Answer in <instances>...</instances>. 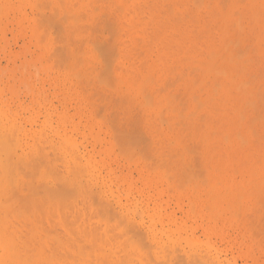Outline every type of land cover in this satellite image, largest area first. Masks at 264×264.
<instances>
[{
    "label": "rangeland",
    "instance_id": "374dc122",
    "mask_svg": "<svg viewBox=\"0 0 264 264\" xmlns=\"http://www.w3.org/2000/svg\"><path fill=\"white\" fill-rule=\"evenodd\" d=\"M0 128L9 137L11 128L17 132V137L11 133L17 147L0 134V142L13 147L3 145L0 157L8 152L12 163L0 167L31 161L32 174L39 170L44 176L43 188L37 177L27 182L40 191L30 189L33 193L19 181L24 177L25 184L32 176L27 167L18 168L26 177L16 168L11 181L6 177L11 193L20 183L17 196L32 210L22 222H30L33 245H26L29 225L21 227V219L16 220L14 231L12 223L13 234H23L20 253L25 246L35 251L39 244L43 250L50 238L42 231L48 228L56 235L61 230L60 239L68 234L66 224L93 211L91 220L86 219L90 214L80 216L88 220L87 227L92 221V230L104 232V238L115 241L123 235V241L131 235L130 241L110 244L113 239L105 242L101 234L107 244H97L106 252L97 246L98 252L88 251L92 260L97 258L94 262L90 254L82 255L86 249L79 247L93 239L80 235L86 224L78 225L82 243L78 237L72 238V248L62 245L73 233L60 243L71 248L66 249L70 254L76 255L73 244L77 254L83 252L76 259L86 256V262L77 259L76 264H104V253L113 262L126 251L120 245L128 247L135 240L137 248H131L151 264H264V0H0ZM41 146L44 153L39 155ZM43 154L51 164L42 161ZM19 157L22 163L16 161ZM42 164H53L58 171L49 169L56 180L52 170L46 172L51 177L43 174ZM76 166L86 168L79 179L73 176ZM0 183L1 190L7 187L4 179ZM45 205L50 213L53 207L54 214L60 212L52 214L64 218L66 231L58 227L61 219L55 229V219L51 223L47 215L49 223L42 212ZM36 212L35 221L45 217L44 222L37 219L38 227L31 217ZM99 218L104 220L98 229ZM128 219L136 226L128 225L133 235L125 232ZM122 225L126 235L120 232ZM51 239L57 244L58 239ZM59 242L44 250L60 251ZM112 248L121 250L119 255ZM60 252L55 263L64 264L70 254L62 263L65 252ZM127 256L106 264H127ZM131 257V263L140 261ZM73 259L67 263L75 264Z\"/></svg>",
    "mask_w": 264,
    "mask_h": 264
},
{
    "label": "bare ground",
    "instance_id": "6f19581e",
    "mask_svg": "<svg viewBox=\"0 0 264 264\" xmlns=\"http://www.w3.org/2000/svg\"><path fill=\"white\" fill-rule=\"evenodd\" d=\"M71 11H72V10H71ZM72 14H74V13H72ZM72 14H70V15H72ZM72 16H73V15H72ZM218 69H219V71H220V68H218ZM6 125H7V124H6ZM2 127H3V126H2ZM8 127H9V126H8ZM5 128L9 130V128H7V127H5ZM5 128H4V129H5ZM0 129H1V128H0ZM13 129L15 130L14 126H13ZM1 130H2V129H1ZM8 130H6V131H8ZM9 131H10V130H9ZM1 132H2V131H0V134H1ZM12 132H13V130H12V128H11V133H12ZM14 132H15V131H14ZM14 132L12 133L13 135L15 134ZM11 133H10V135H11V136H10L11 138H10L9 135L7 136L8 133L5 134V133H4V130H3V132H2L3 138H4V137H8V139L10 138L9 140L12 139V141H9V142H10V143L13 142V144L15 145V147H17V138H14V137H17V136H16L17 132H16V134L14 135V137H13V135H12ZM4 134H5L6 136H5ZM2 135H0V137H1L0 139H1V140H2ZM13 138H14V140H13ZM5 139H6V138H5ZM8 139H6L5 142H8V141H7ZM37 139H38V138H37ZM43 139H44V138H43ZM15 140H16V142H15ZM39 140H40V139H39ZM40 141L43 142V140H40ZM44 141H45V140H44ZM9 142H8L7 144H6V143L3 144V143H4L3 141H2V143L0 142V150H5V149L3 148V145H5L6 148H7V146H8V147H10V148L12 149V148H13L12 146H14V145L11 143L12 146H10ZM42 142H41V143H42ZM37 143H40V142L38 141ZM43 143H44V142H43ZM43 143H42V144H43ZM1 144H2V147H1ZM34 145H35V143H34ZM34 145H33V146H34ZM5 146H4V147H5ZM37 146H38V144H37ZM39 146H40V144H39ZM43 147H45V146H41V148H38V149H39V150H38V153H39V152H40V153H41V152L44 153V152L42 151V150H43V149H42ZM35 148H37V147H35ZM7 149H8V148H7ZM7 149H6V151H8ZM175 149H176V148H175ZM9 150H10V149H9ZM31 150H32V149H31ZM31 150H30V151H31ZM40 150H41V151H40ZM178 150H179V149H178ZM17 151H18V150H17ZM46 151H47V150H46ZM189 151H190V150H189ZM4 152H5V151H4ZM15 152H16V151H15ZM191 152H192V151H191ZM0 153H2V152L0 151ZM16 153H17V152H16ZM16 153H15V154H16ZM38 153H37V154H38ZM40 153H39V155H40ZM4 154H6V155H4ZM8 154H9L8 152H7V153H3V155H4L3 157L5 158V156H6V159H5L6 161H5V160H2V159H4V158H1V157H0V164L4 162V163H3V164H4L3 166L6 165L5 163H7V164L12 163L11 161H9V160H11V159H10L11 156H10V158H9V160H8L9 162L7 161V155H8ZM17 154H18V153H17ZM17 154H16V156H17ZM30 154H31V153H30ZM30 154H29V155H30ZM13 155H14V154H13ZM18 155H19V154H18ZM46 155H47V157H51V156H48V155H49L48 153H47ZM1 156H2V155H1ZM8 156H9V155H8ZM14 156H15V155H14ZM21 156H22V155H21ZM25 156H26V155H25ZM42 156H45V154H43ZM70 156H72V155H70ZM22 157H23V156H22ZM27 157H28V156H27ZM38 157H39V156H38ZM40 157H41V156H40ZM45 157H46V156H45ZM47 157H46L45 160L42 159V161H45V162L48 163L49 161H47V160H49V158H47ZM187 157H188V156H187ZM189 157H190V156H189ZM12 158H15V157L12 156ZM17 158H18V156H17ZM17 158H16V159H17ZM28 158H29V157H28ZM30 158H31V157H30ZM35 158H36V156H35ZM181 158H182V157H181ZM16 159H14V160H16ZM22 159L24 160V158H22ZM186 159H187V158H186ZM23 160H22V161H23ZM36 160H37V159H36ZM51 160H52V159H51ZM51 160H50V161H51ZM73 160H74V159H73ZM73 160H72V161H73ZM16 161L19 162V163H22L20 157H19V160L17 159ZM55 161H56V160H55ZM14 162H15V161H13V163H14ZM24 162L26 163V160H24ZM24 162H23V163H24ZM51 162H52V161H51ZM51 162H49L48 164H51ZM75 162L78 163V160L75 161ZM185 162H186V161H185ZM185 162H184V163H185ZM15 163H16V162H15ZM23 163H22V164H23ZM70 163H71V162H70ZM180 163H181V162H180ZM17 164H18V163H17ZM17 164H16V165H15V164H12V165H11V169H10L9 166L7 165V168H5V169H7L6 172H9V171L11 172L12 169H13L12 171H14V168H16V170H18L17 172H18L19 174L22 175V174H23V171H21V170L18 169L22 164L19 165V166H18ZM36 164H37V163H36ZM39 164H40V163H39ZM74 164H75V163H74ZM74 164H72V165H74ZM30 165H31V161H30V164L28 163V166L24 165L25 167H27V170H30L29 173H28L29 175H28V174H27V175H28V176H31V175H32V176H31L32 179H31V177H29L30 179L28 178L29 180L26 178V179L28 180V181H26V183H27V182H29V183H30V182L33 183L32 181H35V180H34L35 178L33 179V177H37V178H39V180H40V177H42V178L44 177V176H41L42 174L40 173L41 171L39 172V170L35 171V172H36L35 174H32V173H34V170H33V168H31L32 165H31V166H30ZM42 165H43V164H42ZM46 165H47V164H46ZM46 165H43V167H44V166L46 167ZM72 165H70V167H71ZM75 165H76V164H75ZM0 166H2V165H0ZM14 166H18V167H14ZM24 166L22 165V170H25V169H26V168H24ZM29 166H30V167H29ZM36 166H37V165H36ZM54 166H55V165H54ZM79 166H80V165H79ZM79 166H76L75 170H74V168H73V169L71 168V170H69L70 173H71V174H70L71 176L68 175V176H70V178L68 177L69 179H72V178H73V177H72L73 173L71 172V171H73V170L76 172L75 174H77V175H75V174L73 175L74 178H77L78 176L83 175V174H81V173H84V174H85L84 169H86V168H83V166H81V167H79ZM186 166H187V164H186ZM5 167H6V166H5ZM28 167H29V168H28ZM40 167H41V166H40ZM40 167H39V168H40ZM49 167L54 168V170H56L55 167H53V164H52V165H49ZM49 167L44 168V169H45V170H44L45 172L42 171L43 174L47 175L46 172H48V170H50ZM70 167H69V168H70ZM72 167H73V166H72ZM3 168H4V167H3ZM3 168L0 167V182H1L2 179H4V181H6V183H7V184H5V185L7 186V185L9 184V181H11V179H10L11 176L9 177V175H12V176H13V173H14V172H13V173L11 172V174L8 173V174L6 175V173H5V169H3ZM8 168H9V169H8ZM23 168H24V169H23ZM37 168H38V167H37ZM57 168H58V167H57ZM77 168H78V171L76 170ZM80 168H82V169H80ZM20 169H21V168H20ZM40 169H41V168H40ZM2 170H3V171H2ZM31 170H32V171H31ZM51 170H52V173H51ZM51 170H50L49 173H51L52 177L50 176L49 173H48L49 176H48V175H47V176L53 178V180H54V179L56 180V178H57L58 176H53V175L55 174V172L53 173V169H51ZM80 170H81V171L83 170V171L80 172ZM20 171H21V173H20ZM56 171H58V170H56ZM3 172H4L5 174H4ZM27 172H28V171H27ZM59 172H60V171H59ZM77 172H78V173L80 172V173L78 174ZM18 173H17V174H18ZM38 173H39V174H38ZM3 174H4L5 176H4ZM40 174H41V175H40ZM33 175H34V176H33ZM39 175H40V176H39ZM55 175H56V174H55ZM59 175H60V173H59ZM7 176H8V177H7ZM14 176H15V175H14ZM23 176H25V173L23 174ZM38 176H39V177H38ZM66 176H67V173H66ZM3 177H4V178H3ZM6 177L9 179V181H8V179L6 180ZM17 177H18V176H17ZM25 177H26V176H25ZM55 177H56V178H55ZM22 178H24V177H22ZM22 178L19 179V181L21 180V184H22L23 186L28 185L27 187L25 186V188H27V190L30 191V193L32 192V191H31L32 189H35V190L37 189V187L34 188V185H33V184H32V185L30 184L31 187L33 186V188H31V187L29 188V183H27V184L25 183V184H24V183L22 182ZM69 179H67V181H68ZM78 179H79V177H78ZM82 179H83V177H82ZM12 180L15 181V180H17V179H12ZM30 180H31V181H30ZM39 180H38V182H39L40 184L38 183L39 185H37V186L43 188V186H41V180H40V181H39ZM23 181H24V180H23ZM43 181H44V180H42V184H43V183L45 184V182H43ZM72 181L74 182V179H72ZM76 181H79V180H76ZM76 181H75V183H78V182H76ZM80 181H81V180H80ZM83 181H84V180H83ZM24 182H25V181H24ZM70 182H71V181H69L68 183H70ZM46 183H47V182H46ZM54 183H55V182H54ZM80 183H81V182H80ZM82 183H83V182H82ZM82 183H81V184H82ZM1 184H2V183H0V186H1ZM81 184H80V187H82L84 184L86 185L87 183H86V182L83 183L82 186H81ZM9 185H10V184H9ZM9 185H8V186H9ZM15 185H17V184H15ZM52 185H53V184H52ZM85 185H84L83 187H85ZM8 186H7V187H8ZM18 186H19V187H18ZM18 186H16V188L18 187V189H16V191H15L14 188H13L14 190L11 189V191H14V193L16 194V196H14L15 194H14L13 192H12V193L10 192L9 189H10L11 187H10V188L8 187V190H9V191L5 190L7 187H4L5 189H3V190L0 189V264H57V263H55V262H56L55 259H57V258H59V257H55V256H59V255H58V254H59L58 252H60L61 250H64V252H65L67 248H66V249H65V248L63 249V246H64V245H65V246H68V245L71 243V241H72L73 239H75V238H76L75 240H77V239L80 238L79 241H81V243H82V240H81V239H82V238H81L82 236L84 237V239L87 238V240H88V239H93V242H94L95 244H97V243H99V242H103V239H104V240H107V241H105V242H109V241L112 242V241H114L113 237H110V236H107L108 239L104 238V235H103L104 232H103V233L101 232V234L103 235V237H102V235L99 234L100 232L97 233L98 231H97V232L95 231V230H96L95 228H94L95 230H92V229H93V225H92L93 222H92V221H91V225H92V226L89 224L90 227H89V226H88L89 228L87 227V221H88V220L86 221V219H90V218L93 219V218L95 217V216H94L95 214L93 213V211H90V213H89L90 215L88 214V212H86L87 215L84 213V214L86 215V217L89 215V216H88L89 218H86L85 220L82 219V218L80 217V216L82 215V214H80L79 217H80L82 220L79 221L80 218L78 217V219H77L78 221L75 222L77 225L75 226V225H74L75 223H73V225H74L75 227H74L73 225H71L72 222H71V223H68V222H67L68 224H66V221H62L64 218L62 217L63 219H61V217H59V220L61 219V220H60V221H61V222H60V223H61V226H60V224H59V220H58V216H54V215H59V216H60V212H59V211L57 212V211L55 210V211H56L55 213H59V214H54V209H53L54 207H53V208H51L53 212L50 213V212H49V209H48L47 206L45 205V208L43 209L44 211H42V212H44V213H43L44 216H46V217L51 216V217H52V222H51V223H53V219H55V220H54L55 229H56V227H57L56 224H55V221H56L57 225L59 224L58 227H61V228L63 227V225H64L65 227H66V225H68V226H69V225L72 226V228H71L70 226H69V227H66V230H68V234L73 233L72 236H71V234H70L71 240L69 239L70 237L68 236V234L65 235L64 232H63V233H64V236L69 237V238L65 237V238L69 239V240H68L69 242L66 241V244L63 243L64 240H62V239H65L64 236L61 237L62 239H61V238H60V239L57 238V236H59V235L62 233L61 230L58 229V228H57V230H60V234H59V232H58V233H55L56 235H54V234L51 235L53 231L48 230V228H46L45 231H42V230L40 229L39 231H42V234H43V233L46 234L47 232H49L48 236H47V234L45 235L46 237L50 238L49 240L47 239V240H48V244H51V245H49V247H50V246H51V247L53 246V248L55 249V248H56V245L58 246V241L61 240V242H59V247H57V248H60V249H58V250H60V251H57V249L54 250L53 248H51V249H48V250H47V251H49V253H47V252L44 250V249L48 246L47 241H46L45 243H46L47 246H45V248L43 249L44 251L40 249L41 246H40V244H39V245H38L39 248H37V249L34 248V247L32 246L34 249H36L35 251H34L33 249H31L30 246H28V247L25 246V248L28 250V251L26 250L28 253L25 251L24 247H22V249L24 250V253H20L21 250H20V252H19V246H20V245L18 246V242L21 241V240H20V239H21L20 236H22L23 234L20 235V234H18V233H23V232H21V231H22V230H21L20 232L17 233L19 236H18V235H16V236L19 237V239L13 234V232L15 231L14 228L16 229L15 226L18 224V223L16 222V220L18 221V220L21 219L20 221L22 222V218H23V217H27V216H25L26 214L30 216V210H31V209H30V207H29L30 205H29V206H25V205H23L22 202H23L25 199H24V200H23V199L21 200L20 195L17 196V191L20 190V189H22V188H20V183H18ZM23 186H22V187H23ZM254 186H255V185H254ZM44 187H45V186H44ZM48 187L51 188L50 186H48ZM76 187H77V186H76ZM19 188H20V189H19ZM41 188H40V189H41ZM45 188H47V187H45ZM45 188H44V189H45ZM74 188H75V187H74ZM77 188H78V187H77ZM30 189H31V190H30ZM53 189H54V188H53ZM35 190H34V191H35ZM38 190H39V189H37L36 191H37V192H40V191H38ZM49 190H50V189H48V192H49ZM54 190H55V189H54ZM77 190H78V189H77ZM88 190H89V189H88ZM253 190H254V189H253ZM36 191H35V192H36ZM50 191H51V190H50ZM73 191H74V190H73ZM79 191L82 193L81 190H79ZM79 191H77V192L79 193ZM42 192H43V191L41 190V194H40V195H42ZM44 192H45V196H46V195H47L46 193H48V192H46V190H45ZM53 192H54V191H53ZM75 192H76V191H75ZM10 193H11L12 195H11ZM30 193H29V194H30ZM32 193H33V192H32ZM51 193H52V192H51ZM83 193H84V192H83ZM87 193H89V191H88ZM13 194H14V195H13ZM35 194H36V193H35ZM35 194H34V195H35ZM37 194H38V193H37ZM79 194H80V193H79ZM85 194H86V192H85ZM31 195H32V194H31ZM34 195H32L31 197H33ZM38 195H39V194H38ZM38 195H37V196H38ZM75 195H76V194H75ZM11 196H12V197L14 196V197H13L14 199H15V197H16V199L14 200V199L12 198V199H13V200H12V199H11ZM78 196H79V195H78ZM19 197H20V198H19ZM27 197H28V195H27ZM43 197H44V195H43ZM28 198H29V197H28ZM34 198H35V197H34ZM36 198H37V197H36ZM52 198H53V197H52ZM83 198H85V196H84ZM18 199H20L19 202H17ZM38 199H39L38 201L41 200L40 198H38ZM48 199H49V198H48ZM232 199H233V198H232ZM16 200H17V201H16ZM31 200H32V198H31ZM33 200H34V199H33ZM36 200H37V199H36ZM51 200H52V199H51ZM56 200H57V199H55V201H56ZM233 200H235V199H233ZM20 201H21V202H20ZM25 201H26V200H25ZM53 201H54V200H53ZM27 202H28V201H27ZM50 202H51V201H50ZM69 202H70V201H69ZM74 202H75V201H74ZM74 202H73V203H74ZM84 202H85V201H84ZM232 202H233V201H232ZM232 202H230V203H232ZM234 202H235V201H234ZM25 203H26V202H25ZM29 203H31V202H29ZM29 203H28V204H29ZM32 203H33V202H32ZM32 203H31V204H32ZM71 203H72V202H71ZM88 203H89V202H88ZM36 204H41V203H36ZM50 204H53V203H50ZM57 204H59V203H57ZM33 205H34V204H33ZM59 205H60V204H59ZM70 205H71V204H70ZM77 205H78V204H77ZM88 205H89V207H90V204H88ZM52 206H53V205H52ZM60 206H61V205H60ZM84 206H85V205H84ZM86 206H87V205H86ZM102 206H103V205H102ZM28 207H29V208H28ZM32 207H33V206H32ZM37 207L39 208V206H37ZM41 207H42V206H41ZM43 207H44V204H43ZM49 207H50V206H49ZM56 207H57V209H58V206H57V205H56ZM61 207H62V206H61ZM67 207H68V206H67ZM76 207H77V206H76ZM93 207H94V206H93ZM99 207H100V206H99ZM63 208H64V207H63ZM69 208H70V207H69ZM78 208H79V207H78ZM82 208H85V209H86V207H82ZM100 208L103 209V207H100ZM35 209H36V208H35ZM35 209H34V210H35ZM47 209H48V211H47ZM51 209H50V211H51ZM61 209H62V208H61ZM67 209H68V208H67ZM67 209L64 208V210H67ZM94 209H95V208H94ZM102 209H101V210H102ZM34 210H33V212H34ZM37 210H38V209H37ZM41 210H42V209H41ZM45 210H46V211H45ZM71 210H72V209H71ZM91 210H93V209H92V206H91ZM103 210H104V209H103ZM103 210H102V212H103ZM105 210H106V209H105ZM31 211H32V210H31ZM78 211H80V210H78ZM85 211H86V210H83V212H85ZM27 212H29V213H27ZM37 212H39V211H37ZM37 212H36V213H33L32 216H31L32 218H34V221H35V218H36V217H33V215L35 214L34 216H36V215H37ZM45 212H46V213H45ZM47 212H48V213H47ZM83 212H82V213H83ZM104 212H105V211H104ZM49 213H50V215H49ZM52 213H53L54 215H53ZM65 213H67V212H65ZM71 213H72V212H71ZM78 213H81V211L78 212ZM91 213L94 214V215H93L94 217H90V216H92ZM51 214H52V215H51ZM84 214H83V215H84ZM96 214H97V213H96ZM108 214H109V213H108ZM39 215H40V213L38 214L37 217H39ZM47 215H48V216H47ZM64 215H65V214H64ZM83 215H82V216H83ZM98 215H99V214H98ZM101 215H102V214H101ZM101 215H100V216H101ZM105 215H106V212H105ZM105 215H104V217H105ZM40 217H41V215H40ZM42 217H43V216H42ZM51 217H48V219H47V220H49V223H50V221H51V220H50ZM53 217H54V218H53ZM66 217H67V216H66ZM69 217H70V216H69ZM72 217H73V216H72ZM84 217H85V216H84ZM44 218H45V217L42 218L43 221H42V220H39V218H37V219L39 220L38 222H40V221L44 222ZM56 218H57V219H56ZM76 218H77V217H76ZM106 218H107V216H106ZM118 218H119V217H118ZM37 219H36L35 223L37 222ZM23 220H24V219H23ZM25 220H27V218H26ZM45 220H46V219H45ZM72 220L74 221L73 218H72ZM90 220H91V219H90ZM90 220H89V221H90ZM98 220L100 221V224L97 223L98 226H96V227H98V229H99V225L102 224L101 221L104 220V219L102 218V220H100V218H99ZM121 220H122V219H121ZM28 221H29V220H28ZM28 221H27L26 223H25V222H24V223L22 222V224H20L19 226H21V227H23L24 225L26 226L27 223H30V222H28ZM83 221H84V222H83ZM99 221H98V222H99ZM116 221H117V220H116ZM126 221H128V223L131 222L130 224H126V222H124L125 225H126V227H127L128 225H130V226L132 225V227H136V226L134 225V223L132 224V221H131V220L129 221V219H128V220H126ZM15 222H16V225H15ZM42 222H41V224H44V223H42ZM63 222H64V224H63ZM69 222H70V221H69ZM79 222H81V223L83 222V223H82V224H81V223L79 224ZM102 222H103V221H102ZM12 223H14V226L12 225ZM46 223H47V222H46ZM94 223H95V221H94ZM105 223H106V222H105ZM37 224H38V223L35 224L36 226L33 225V224H32V225L35 226V227H38V225L40 226V223H39L38 225H37ZM65 224H66V225H65ZM83 224H86V225L84 226ZM110 224H111V223H107V224H105V226L107 225V227H108V226H110ZM112 224H113V223H112ZM27 225H29V224H27ZM44 225H45V224H44ZM47 225H49V224H47ZM52 225H53V224H52ZM52 225L50 224V226H52ZM78 225H81L80 228H81L82 226H84V227H82V230H83L84 232H83L80 228H78V227H79ZM114 225H115V223H114ZM116 225H117V224H116ZM120 225H121V224H120ZM12 226H13V230H14V231H12V229H11ZM111 226H113V225H111ZM26 227H27L28 230H30V231H28L27 233L30 234V233L32 232V229H31V228H30V229L28 228V227H30V225H29V226H26ZM35 227H34V228H35ZM85 227H86V228H85ZM94 227H95V225H94ZM100 227H101V226H100ZM107 227H106V228H107ZM113 227H114V226H113ZM19 228H20V227H19ZM39 228H40V227H39ZM41 228H43V226H41ZM63 228H64V227H63ZM63 228H62V229H63ZM69 228H70V230L72 229L71 231H73V232H71V231L69 232ZM77 228L83 232V234H81L82 232L79 231V232H80V235H82V236H80V235L77 236V234H79ZM83 228H84V229H83ZM87 228L90 229L91 231L96 232V234L94 233L95 235H91V234H93V233H91V231L88 232V229H87ZM116 228H117V227H116ZM128 228H129V226L125 229V232H126V234L129 235V233H130L131 231H130ZM21 229H22V228H21ZM44 229H45V228H44ZM49 229H51V227H49ZM73 229H75V231L77 230V231H76L77 233H76V232L74 233V230H73ZM85 229H87V230H85ZM131 229L133 230V228H131ZM136 229L138 230V228H136ZM37 230H38V228H37ZM37 230H35V231H37ZM57 230H56V231H57ZM64 230H65V228L63 229V231H64ZM66 230H65V231H66ZM104 230H105V229H104ZM110 230H111V229H110ZM114 230H116V229L114 228ZM122 230H123V225H122V229L120 230V232H121ZM39 231H37V232L40 233ZM54 231H55V230H54ZM85 231H86V232H85ZM106 231H107V230H106ZM116 231H117V230H116ZM128 231H129V233H127ZM16 232H17V231H16ZM87 232H88V233H87ZM108 232H109V231H108ZM120 232L118 233L119 236L121 235ZM122 232H123V231H122ZM122 232H121V233H122ZM125 232H123L124 235H126ZM14 233H15V232H14ZM35 233H36V232H34V235H35ZM85 233H87L86 236L88 235V237L85 236ZM111 233H112V232H111ZM113 233H114V232H113ZM123 233H122V234H123ZM139 233H140V232H139ZM42 234H41V235H42ZM57 234H59V235H57ZM74 234H75L76 236H75ZM89 234H90L91 236H90ZM115 234H117V233L115 232ZM130 234H132V232H131ZM32 235H33V234H32ZM32 235H31V234H30L29 236L26 235V237H27V236L29 237V240H28V238H26V239L28 240L27 242H29V243H26V241H24L23 239H22V242H21V243H22V244L26 243V245H28V244L31 245L32 242L34 241V239H33V241L31 240L33 237H30V236H32ZM38 235H39V234H38ZM38 235H37V236H38ZM50 235H51L52 237H50ZM96 235H97L98 237H97ZM99 235H100V236H99ZM105 235H106V234H105ZM132 235H133V234H132ZM141 235H142V234H141ZM54 236H55V237H54ZM61 236H62V234H61ZM89 236H90V237H93V238H89ZM94 236H95V237H94ZM121 236H123V235H121ZM121 236H120V239H121ZM129 236H131V235H129ZM129 236H128L127 239L124 238L123 241L120 240V239H117V240H120V241L116 242L117 240H115V241H114L115 243L112 242V243H110V244H116V243H119V242H121V244H123V243H126V242H127L126 244L128 245V241H130V240H128V239H129ZM134 236H135V234H134ZM24 237H25V236H24ZM46 237H45V239H46ZM78 237H79V238H78ZM101 237H102L103 239H102ZM109 237L112 238L113 240L111 239V240H112V241H111ZM124 237H126V236H124ZM141 237H142V236H141ZM35 238H36V235H35ZM51 238H54V240H53L54 243H56L55 240L58 239L57 244H53V242L51 241V240H52ZM55 238H56V239H55ZM72 238H73V239H72ZM97 238H98L100 241H99V240H96ZM100 238H101V239H100ZM133 238H134V237H133ZM45 239H44V241H45ZM67 239H66V240H67ZM94 239H95V240H94ZM125 239H126V242H125ZM130 239H131V237H130ZM142 239H143V238H142ZM19 240H20V241H19ZM30 240H31V241H30ZM101 240H102V241H101ZM134 240H135V238L133 239V241H134ZM140 240H141V239H140ZM23 241H24V243H23ZM37 241H38V240H36V242H37ZM49 241H50L51 243H50ZM79 241H77V242L75 241L76 243L74 242V243L76 244L75 247H76V246H77V247L79 246V243H80ZM85 241H86V240H83V242H85ZM90 241H91V240H90ZM90 241H88V244H89V245H90V244L93 245L94 243H93L92 241H91V243H89ZM96 241H97V242H96ZM135 241H136V240H135ZM135 241H134L133 243L131 242V244H130L128 247L125 246L126 248H130V249L132 250L133 253H131V250H130V252H128L129 254L127 253V251H128L129 249L127 250L125 247H123V246L126 245V244H123V246L120 245V244H117L116 246L114 245L113 247L116 248V247H118V246L120 245V247H122L121 249L124 248V249L126 250V251H123L124 253L121 254V255H122L123 257L129 255V256H127L129 259H127V257H126V260H124L125 262L128 261V263L126 262L127 264H137V260H138V259H135V258H134V261L136 260V263H134V262L131 263V261L133 260V257H131V256H134V255H136V257L139 256L140 261H142V262L145 264V263L147 262V259L144 260V259H145V258H143L144 256H141L142 259H143V260H142L141 257H140V254H138L139 251H137V252L135 251L136 254H134L135 252H134L133 250H134L135 247L137 246V245H136V242H137V241H136V242H135ZM30 242H31V244H30ZM39 242L41 243V242H43V241H40V239H39L38 243H39ZM64 242H65V241H64ZM67 242H68V243H67ZM86 242H87V241H86ZM86 242H85V243H86ZM105 242H103L102 244L104 245ZM122 242H123V243H122ZM138 242H139V240H138ZM21 243H20V244H21ZM60 243H63V244H62L63 246L60 245ZM77 243H78V244H77ZM134 243H135L136 246L134 245ZM140 243H141V242H140ZM142 243H143V242H142ZM35 244H37V243H35ZM35 244H34V245H35ZM88 244H87V246H88ZM95 244L93 245V248L91 247L92 245H90V248H91V249H90L89 247H87V246L85 247V244H84V247H83V245L81 246V247H83V248H81V247H79V248H80L81 250H85V249H86L87 252L90 251L91 253H93L94 250H92V249H97L98 247H100V249L98 248L99 250H101L100 252H102V249H103L104 252H106V250H104L105 248L101 246V245H102L101 243H99V244H101L100 246H99V244H97V245H95ZM105 244H107V243H105ZM108 244H109V243H108ZM110 244H109L108 246H110ZM24 245H25V244H24ZM24 245H23V246H24ZM32 245H33V244H32ZM41 245H42V244H41ZM54 245H55V246H54ZM70 245L72 246V243H71ZM70 245H69V246H70ZM80 245H81V244H80ZM131 245H132V246H135V247H133V249H132V248H131V247H132ZM36 246H37V245H36ZM38 246H37V247H38ZM65 246H64V247H65ZM71 246H70V247H71ZM96 246H97V248H96ZM143 246H144V244H143ZM70 247H68L67 250H69V249L72 248V247H71V248H70ZM94 247H95V248H94ZM120 247H119V248H120ZM20 248H21V247H20ZM61 248H62V249H61ZM108 248H110L109 251L112 252L111 247H108ZM136 248H137V247H136ZM163 248H164V247H163ZM165 248H167V247H165ZM29 249H30V250H29ZM73 249H74V252H75V250H76V252L74 253V254H76V255L70 254V251H69V252L66 251L67 253L70 254V255L67 254L68 257L70 256V257H72V258H70V257L67 258V256H66V252H65V254H64L63 256H62V254L60 255V256H62V258H60L62 263L65 262L64 259H66V258L68 259L67 261H69V259H73V258H75V260H74V259H73V260L75 261V264H76L77 259H78V258L76 259V256H77V255L80 256L83 252H78V254H77V251H80V250H78V248H77V249L74 248V244H73ZM88 249H90V250H88ZM98 249H97V252H98ZM106 249H107V248H106ZM112 249H113V248H112ZM143 249H144V247H143ZM149 249H151V248H149ZM174 249H175V248H174ZM194 249H195V248H194ZM32 250H33V252H32V253H29V252L32 251ZM50 250H51V251H50ZM86 250L84 251L86 254L83 253L82 255H83V256H84V255L89 256V255H87V254H90V255H91V256H90V259H91V257H92L93 255H92L90 252L87 253ZM107 250H108V249H107ZM139 250H142V249H139ZM144 250H145V249H144ZM164 250H165V249H164ZM187 250H188V249H187ZM54 251H57V253L55 252V254H57V255L54 254L55 256L53 255V252H54ZM109 251H107V252H109ZM114 251H116V250L113 249V253H115ZM119 251H121V250H117V251H116V252H118L117 255H119V253H120ZM167 251H169V250H167ZM167 251H166V252H167ZM172 251H173V250H172ZM175 251H176V250H175ZM175 251H174V252H175ZM177 251H178V250H177ZM45 252H46V253H45ZM64 252H63V253H64ZM72 252H73V250H72ZM95 252H96V251H95ZM149 252H150V251H149ZM166 252H164V253H166ZM170 252H171V251H170ZM170 252H169V253H170ZM197 252H198V251H197ZM197 252H196V253H197ZM26 253H27L28 255H26ZM51 253H52V254H51ZM60 253H62V252H60ZM141 253H142V252H141ZM150 253H151V252H150ZM187 253H188V252H187ZM105 254H108V253H104V257H103L101 260H102V261L104 260L103 262H105V260H107L106 263H107L108 261L112 262V260H110V257H109V256H110V255H109L110 253L108 254V255H109V256H108L109 258H106V257H105ZM126 254H127V255H126ZM130 254H131V255H130ZM132 254H133V255H132ZM145 254H146V253H145ZM72 255H73V256H72ZM82 255H81V257H82ZM100 255H101V254H100ZM100 255H99V256H100ZM111 255H112V254H111ZM121 255H120V257H121ZM164 255L167 256V253L164 254ZM177 255H178V254H177ZM188 255H189V254H188ZM196 255H197V254H196ZM200 255H201V254H200ZM205 255H206V254H205ZM53 256H54L55 258H54ZM64 256H65V257H64ZM74 256H75V257H74ZM78 256H77V257H78ZM86 256H85V257H86ZM96 256H97V255H96ZM113 256H114V255H113ZM115 256H116V255H115ZM115 256H114V257H115ZM146 256H147V255H146ZM173 256H174V255H172V257H173ZM191 256H192V255H191ZM81 257H79V258H81ZM85 257H83V258L85 259ZM120 257L117 256L118 259L115 257V261H113V262L116 263V259L119 260ZM130 257L132 258V260L130 259ZM167 257H168V256H167ZM172 257H171V258H172ZM204 257H205V256H204ZM206 257H207V256H206ZM83 258H82V259H78V261H79V260H82V261H83V260H84ZM99 258H100V257H99ZM112 258H113V257H112ZM146 258H148V257H146ZM193 258H194V257H193ZM86 259H87V258H86ZM94 259H95V258L93 257V260L91 259V261H94V262L97 261V260H96L97 258H96L95 260H94ZM124 259H125V258H124ZM148 259H149V258H148ZM166 259H167V258H166ZM203 259H204V258H203ZM253 259H255V258H253ZM63 260H64V261H63ZM87 260H89V259H87ZM113 260H114V259H113ZM121 260H122V259H121ZM129 260H130V263H129ZM150 260H153V259H150ZM170 260H171V259H170ZM173 260H174V259H173ZM173 260H172V261H173ZM189 260H190V258L188 259V261H189ZM192 260H193V259H192ZM67 261H66L64 264H68ZM84 261L86 262V260H84ZM91 261H88V262L93 264V262H91ZM140 261L138 260V262H140ZM176 261H177V260H176ZM201 261H202V260H201ZM203 261H204V260H203ZM206 261H207V260H205V262H206ZM209 261H210L209 264H211V260H209ZM69 262H70V261H69ZM80 262H81V261H80ZM100 262H101V261H100ZM110 262H109L108 264H110ZM113 262H112V263H113ZM119 262H120V261H119ZM159 262L162 263L161 261H159ZM186 262H187V261H186ZM89 263H88V264H89ZM106 263H104V264H106ZM117 263H118V262H117ZM121 263H122V262H121ZM147 263H148V264H151V263H153V262H150V263H149V261H148ZM147 263H146V264H147ZM154 263H155V262H154ZM163 263H164V262H163ZM172 263H173V262H172ZM212 263H213V261H212ZM214 263H216V262H214ZM258 263H259V262H258ZM79 264H84V263H79ZM95 264H98V263L96 262ZM102 264H103V263H102ZM140 264H141V263H140ZM157 264H158V263H157ZM165 264H166V263H165ZM193 264H194V263H193ZM197 264H198V263H197ZM207 264H208V263H207ZM262 264H263V263H262Z\"/></svg>",
    "mask_w": 264,
    "mask_h": 264
}]
</instances>
